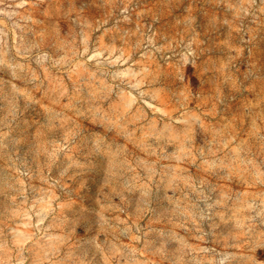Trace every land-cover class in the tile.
Masks as SVG:
<instances>
[{
  "label": "rangeland",
  "instance_id": "1",
  "mask_svg": "<svg viewBox=\"0 0 264 264\" xmlns=\"http://www.w3.org/2000/svg\"><path fill=\"white\" fill-rule=\"evenodd\" d=\"M0 264H264V0H0Z\"/></svg>",
  "mask_w": 264,
  "mask_h": 264
}]
</instances>
